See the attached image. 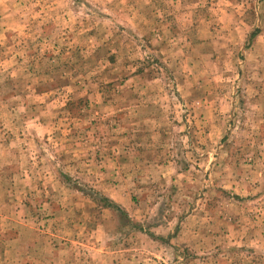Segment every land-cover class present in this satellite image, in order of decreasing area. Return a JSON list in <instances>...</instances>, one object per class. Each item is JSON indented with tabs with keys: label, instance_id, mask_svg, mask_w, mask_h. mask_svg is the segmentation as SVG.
Masks as SVG:
<instances>
[{
	"label": "rangeland",
	"instance_id": "rangeland-1",
	"mask_svg": "<svg viewBox=\"0 0 264 264\" xmlns=\"http://www.w3.org/2000/svg\"><path fill=\"white\" fill-rule=\"evenodd\" d=\"M0 264H264V0H0Z\"/></svg>",
	"mask_w": 264,
	"mask_h": 264
},
{
	"label": "trees",
	"instance_id": "trees-1",
	"mask_svg": "<svg viewBox=\"0 0 264 264\" xmlns=\"http://www.w3.org/2000/svg\"><path fill=\"white\" fill-rule=\"evenodd\" d=\"M111 206V205H110ZM112 207H114V205L112 204ZM116 207V206H115Z\"/></svg>",
	"mask_w": 264,
	"mask_h": 264
}]
</instances>
